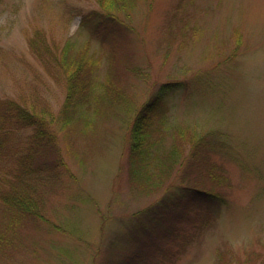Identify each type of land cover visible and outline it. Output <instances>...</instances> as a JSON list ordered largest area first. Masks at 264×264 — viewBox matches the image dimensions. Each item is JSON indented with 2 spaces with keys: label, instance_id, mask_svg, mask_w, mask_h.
I'll return each mask as SVG.
<instances>
[{
  "label": "rangeland",
  "instance_id": "1",
  "mask_svg": "<svg viewBox=\"0 0 264 264\" xmlns=\"http://www.w3.org/2000/svg\"><path fill=\"white\" fill-rule=\"evenodd\" d=\"M65 44L104 84L68 113ZM7 98L46 124L61 161L29 177L33 210L15 214L2 193L35 130H0V264H120L140 249L143 264H264V0H0ZM141 112L160 158L143 169L151 192L131 179ZM196 183L214 195L139 231L137 213Z\"/></svg>",
  "mask_w": 264,
  "mask_h": 264
},
{
  "label": "trees",
  "instance_id": "2",
  "mask_svg": "<svg viewBox=\"0 0 264 264\" xmlns=\"http://www.w3.org/2000/svg\"><path fill=\"white\" fill-rule=\"evenodd\" d=\"M33 44V46H36V41ZM70 47V45L65 44V46L63 47L64 52L62 55L63 60L65 61V63H67L68 66H76L75 68L71 69L72 73L68 75L69 91L67 102L65 104V110L67 113L69 112L68 109L71 106H74L75 108V106L79 104V100H84L86 98L85 102H89L92 97H100V86H102V88L104 86L99 78L96 79L95 77L97 76L93 75L94 59L92 60L90 59L92 57L86 56L87 50L85 48L83 50V52L85 53V58L79 55L70 58L67 55L69 54ZM87 47L89 46H86V48ZM46 50L51 51L52 55L55 48H53L52 46L49 47V45L46 44ZM106 88L107 90L109 89L108 84ZM152 105L153 102L149 104V106H147L152 107ZM143 114V112L140 113L136 122L131 127V132L128 140L129 147L134 154L132 155V157L134 158V162H132L134 163V167H132L131 169V179L132 181H134L137 187L142 188L143 190L147 189V191L145 192H151L154 187V189H156L158 186H160V184L156 183L159 185L157 186L156 184H154V187L150 189L148 181L145 178L149 176L147 175V173L144 174V172L147 171L148 165L154 164L153 161H158L160 160V158L156 156L158 152V146H156L155 144L152 145L151 143L147 142L146 133H144L145 127L142 128L144 123ZM27 126H32L35 130V133L32 136L33 140L30 143L31 145L25 155L18 154V156H16L15 160L17 161L16 169L18 171V177L15 182H10V184H12L10 190L8 191V193L6 191L3 192L1 198L7 209L12 210V208H16L14 211L15 214H17V212H22L27 210V208H30L28 204H26V201H24V198L29 195V193L25 195V187L27 188V192H30L29 189L35 187L34 183L29 179V177L34 175V173L37 172L38 169H44L52 165L56 166L58 162L61 161L60 149L57 147L56 138L54 139L50 129H46V124L42 123L41 120L39 121L36 115L34 113H31L29 109L24 108V105L21 102L17 101V99H0V130L5 131L4 134L7 133L6 136H8V134H11V132H13L15 128H25ZM6 127H8L7 130L5 129ZM200 137L201 135H196V133H193L191 135V140H193L195 143H197V141H201L202 143L206 144V136L201 138ZM0 147H2V144H0ZM178 153V149L171 152L169 161L173 166L181 161V155H177ZM39 154H41V158H38ZM50 156L54 157V159H51ZM143 169H145V171H143ZM149 172L150 170H148V173ZM191 181L194 183L196 182L195 179H192ZM197 185V183L195 186L186 185L182 187L183 190L180 189V191L174 193L173 196L167 195L162 199V202H158L156 205H149L144 210L137 213L138 219L141 222L139 231L141 233L148 232V226L158 225L161 221L166 219L169 213L175 210V207H177L181 203H195L199 200L201 201V199L203 198L208 197V195H214V192L202 190ZM22 201L24 203H22ZM30 209L33 210L32 208ZM15 227L16 225L13 222L11 228L14 230ZM143 262V253L142 249H140L131 250L129 253H124L122 255L120 264H143Z\"/></svg>",
  "mask_w": 264,
  "mask_h": 264
}]
</instances>
